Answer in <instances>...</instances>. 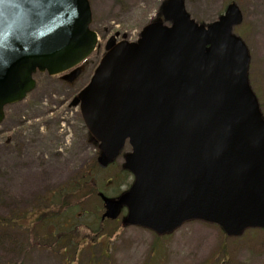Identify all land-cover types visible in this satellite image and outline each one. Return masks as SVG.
I'll return each instance as SVG.
<instances>
[{"label":"water","instance_id":"95a60500","mask_svg":"<svg viewBox=\"0 0 264 264\" xmlns=\"http://www.w3.org/2000/svg\"><path fill=\"white\" fill-rule=\"evenodd\" d=\"M166 21L135 43L111 40L91 83L73 106L103 152L106 168L127 141L125 169L135 183L106 202L107 217L128 208L124 223L158 235L191 220L229 236L264 229V119L249 85L250 56L232 34L243 21L236 4L208 27L169 0ZM88 0L0 2V123L4 107L35 87L39 69L64 73L94 51Z\"/></svg>","mask_w":264,"mask_h":264},{"label":"rangeland","instance_id":"374dc122","mask_svg":"<svg viewBox=\"0 0 264 264\" xmlns=\"http://www.w3.org/2000/svg\"><path fill=\"white\" fill-rule=\"evenodd\" d=\"M166 1L89 0L92 29L100 37L102 52L116 35L118 42L137 41L142 30L161 16ZM234 2L244 15L234 34L250 51V84L264 115V0H185L191 17L206 25L217 21ZM102 54L97 52L86 62L77 87L68 89L59 76L37 73L36 89L23 102L5 110L0 125V220L5 219L6 226H0V264H264V231H249L234 239L216 226L190 222L157 242L149 230L122 228L124 214L118 221L102 223L105 209L99 196L88 197L78 206L75 214L84 226L74 234L70 229L67 237L77 239V244L97 239L87 227L98 214L104 238L95 250H82L84 244L69 250L68 239L60 241L40 233L46 225L38 221L34 231L28 226L21 228L22 216L45 193L70 186L79 175L92 173L97 166L99 150L90 141L80 109L71 106L73 98H67V93H76L90 82ZM130 150L127 145L113 166L100 171V177L114 185L113 177L122 171L124 155ZM116 180L119 185L108 186L106 197H113L110 195L118 189L122 193L131 183L128 175ZM67 217L72 219L71 212Z\"/></svg>","mask_w":264,"mask_h":264},{"label":"trees","instance_id":"16d2710c","mask_svg":"<svg viewBox=\"0 0 264 264\" xmlns=\"http://www.w3.org/2000/svg\"><path fill=\"white\" fill-rule=\"evenodd\" d=\"M92 170H93L92 173L86 172L85 178H82L80 180L76 179L75 181L71 182L68 196L63 191H61L59 194L54 195L53 201H51V203L55 204V207H54L53 211L50 212V213H53L50 216H54V217L48 216V217H50V219H47V221H51L52 219L57 218L59 216V214H58L59 209H57V206H56L57 204H60V207H61L60 212H61L63 206L66 203L67 204L69 203L70 208H71V214H72V219H71V224H70V229H72V233L74 234V231L76 229L83 227V226H80V224L77 222V221H79V219L76 217L75 209L73 208V206L79 205L78 202H80V201L82 202L83 200H86L88 197H91L96 193H100L101 191H105L108 188L106 179H104L103 177H100L99 172H97L98 171L97 166L94 165ZM95 171H96V173H95ZM127 174L128 173L121 171V172H118L115 177H117L121 181L124 179V177L127 179ZM94 175L96 177L100 178V181H98L96 178H94ZM115 182L117 183L118 181L116 180ZM117 185H119V184H117ZM93 223L95 224V226H93ZM93 223L91 224L90 227H87V228L90 229L91 232L97 236V239L92 238L90 240L84 241L86 244L85 250H87V251L95 250L96 247L101 243V240L104 238V232L99 227L100 223H99L98 218L94 219ZM0 226L1 227L5 226L4 223L1 222V220H0ZM69 237H70V234H69ZM110 237H111V235H110ZM77 242H78L77 239L72 238L71 240H69V246L70 247H73V246L76 247ZM103 248H105V245H103Z\"/></svg>","mask_w":264,"mask_h":264},{"label":"flooded vegetation","instance_id":"af4514ba","mask_svg":"<svg viewBox=\"0 0 264 264\" xmlns=\"http://www.w3.org/2000/svg\"><path fill=\"white\" fill-rule=\"evenodd\" d=\"M83 68L85 69V67L83 66ZM84 74V71L83 73L81 74V76H79V78L73 82L72 84L71 83H68V82H64L61 80V83L62 85H65L68 89H73L75 87H77V85L80 83V80L82 78ZM78 94L77 93H72V92H69L67 93V98L72 96V98L74 99L76 97V95ZM53 195L52 193H50L49 191L47 193H45L43 195V198H42V203L41 204H36V205H33L30 207V212L31 214H27V215H24L22 216V225L21 227L23 226V222L25 221H29L32 225L33 224H36L37 222V219L39 218V216L41 218H44V219H50V217H48V215L46 214V211L50 208V207H53V203H51V201H53ZM69 209V203L64 206V210H68ZM40 213V215H39ZM65 229H68V226H64ZM63 236L64 238L66 237L67 238V233H63Z\"/></svg>","mask_w":264,"mask_h":264},{"label":"snow or ice","instance_id":"6c2138e0","mask_svg":"<svg viewBox=\"0 0 264 264\" xmlns=\"http://www.w3.org/2000/svg\"><path fill=\"white\" fill-rule=\"evenodd\" d=\"M0 2H2V0H0Z\"/></svg>","mask_w":264,"mask_h":264}]
</instances>
